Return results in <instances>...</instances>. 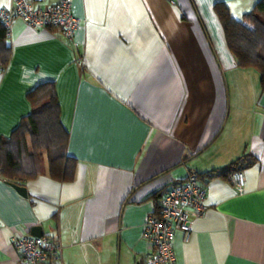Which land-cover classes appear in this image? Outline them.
Instances as JSON below:
<instances>
[{
    "label": "crops",
    "instance_id": "0c3cea01",
    "mask_svg": "<svg viewBox=\"0 0 264 264\" xmlns=\"http://www.w3.org/2000/svg\"><path fill=\"white\" fill-rule=\"evenodd\" d=\"M259 1L72 0L73 40L15 21L0 139L31 113L28 92L55 81L78 162L68 182L0 173V264H19L14 236L38 226L61 246L48 264H144L148 217L193 170L207 208L193 214L189 242L177 232L176 264H264V91L259 72L238 65L215 10L223 2L239 19ZM11 6L0 0V11ZM232 166L245 173L244 192Z\"/></svg>",
    "mask_w": 264,
    "mask_h": 264
},
{
    "label": "trees",
    "instance_id": "16d2710c",
    "mask_svg": "<svg viewBox=\"0 0 264 264\" xmlns=\"http://www.w3.org/2000/svg\"><path fill=\"white\" fill-rule=\"evenodd\" d=\"M215 10L238 65L258 71L264 91V0L239 19L232 16L223 2L216 3ZM9 40V30L0 17V71L7 68L12 57ZM27 97L32 105L31 113L21 119L11 136L0 139V173L11 181L35 179L40 175L72 181L78 160L68 152L69 132L61 121L56 82L38 84ZM231 171L233 174L238 170L233 167Z\"/></svg>",
    "mask_w": 264,
    "mask_h": 264
},
{
    "label": "built area",
    "instance_id": "2783aa9c",
    "mask_svg": "<svg viewBox=\"0 0 264 264\" xmlns=\"http://www.w3.org/2000/svg\"><path fill=\"white\" fill-rule=\"evenodd\" d=\"M0 17L4 19L10 35L17 19L38 30L60 28L71 40L79 26V20L73 14L72 0H59L53 4H48L47 0H12L11 8L0 11ZM231 177L235 188L244 192L245 173L238 170ZM207 195V187L200 183V174L194 170L184 181L167 191L158 211L148 217L144 226V237L151 246L144 264H176L177 232H183L185 242L191 240L193 214L205 213ZM14 245L20 254L19 264H48L61 254L60 244L44 235H15Z\"/></svg>",
    "mask_w": 264,
    "mask_h": 264
},
{
    "label": "water",
    "instance_id": "95a60500",
    "mask_svg": "<svg viewBox=\"0 0 264 264\" xmlns=\"http://www.w3.org/2000/svg\"><path fill=\"white\" fill-rule=\"evenodd\" d=\"M9 183L11 185H13L17 190L18 192L23 195V196H27L28 192H27V187L26 186H23V185H20V184H17L15 182H10ZM33 235H36V236H43V230H42V227L41 226H38L36 227L33 232H32Z\"/></svg>",
    "mask_w": 264,
    "mask_h": 264
}]
</instances>
